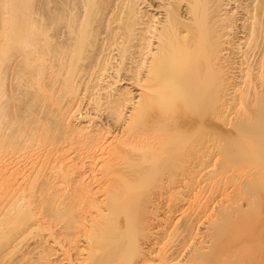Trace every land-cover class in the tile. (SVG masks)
<instances>
[{"label": "bare ground", "instance_id": "bare-ground-1", "mask_svg": "<svg viewBox=\"0 0 264 264\" xmlns=\"http://www.w3.org/2000/svg\"><path fill=\"white\" fill-rule=\"evenodd\" d=\"M159 1L0 0V264H264V0Z\"/></svg>", "mask_w": 264, "mask_h": 264}, {"label": "rangeland", "instance_id": "rangeland-1", "mask_svg": "<svg viewBox=\"0 0 264 264\" xmlns=\"http://www.w3.org/2000/svg\"><path fill=\"white\" fill-rule=\"evenodd\" d=\"M150 1H152L153 2V6H156L157 4L159 5V2H161V1H159V0H150ZM155 1V2H154ZM52 5H54L53 4V2L51 3ZM54 27V26H53ZM53 29V28H52ZM53 32H55V30L53 29V30H51L50 31V33L52 34ZM127 78H128V76H127ZM126 81H127V79H126ZM126 81H124V82H126ZM130 81V79L126 82V83H128ZM126 85V84H125ZM126 86H128V87H130V85L129 84H127ZM135 86H133V91L134 92H136L138 89L136 88V90H135ZM133 92V93H134ZM137 94V92L136 93H134V95H136ZM86 105V107H84L85 109L87 108L90 112H91V114H93V115H97L98 117L99 116H101V117H97V120L98 121H101V122H104V121H106V122H108V123H106L107 125H112V126H110L111 128H112V130H115V132H117V133H120V131H121V129H122V127H123V123H124V121L122 120V122L120 121V122H118V121H116V122H118V124H116V122L115 123H113L114 122V117H112V116H114L111 112H110V110H108V112H107V109H103V111H104V113H103V111H101V112H97L96 110H95V108L94 107H92L91 108V110H90V107L92 106H88L87 105V102L86 103H84V106ZM94 111H93V110ZM105 110H106V112H105ZM96 111V112H95ZM92 112H94V113H92ZM96 113V114H95ZM100 113H102V114H100ZM104 114V115H103ZM107 114H109V115H107ZM112 115V116H111ZM116 116V115H115ZM111 118V119H110ZM100 119V120H99ZM103 119V120H102ZM113 119V120H112ZM111 122V123H110ZM120 123V124H119ZM119 126V127H118ZM116 129H117V131H116ZM118 130H120V131H118Z\"/></svg>", "mask_w": 264, "mask_h": 264}]
</instances>
